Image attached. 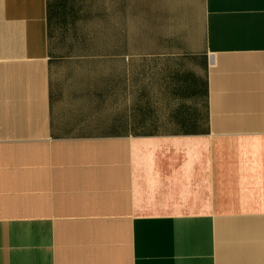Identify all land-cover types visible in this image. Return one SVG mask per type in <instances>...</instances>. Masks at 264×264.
Returning <instances> with one entry per match:
<instances>
[{
    "label": "crops",
    "instance_id": "obj_1",
    "mask_svg": "<svg viewBox=\"0 0 264 264\" xmlns=\"http://www.w3.org/2000/svg\"><path fill=\"white\" fill-rule=\"evenodd\" d=\"M0 264H264V0H0Z\"/></svg>",
    "mask_w": 264,
    "mask_h": 264
}]
</instances>
